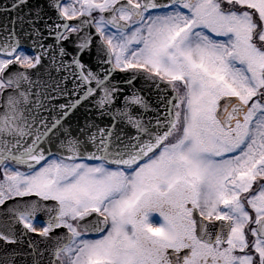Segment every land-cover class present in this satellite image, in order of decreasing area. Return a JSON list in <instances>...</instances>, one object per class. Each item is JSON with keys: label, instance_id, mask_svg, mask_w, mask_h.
Masks as SVG:
<instances>
[{"label": "snow or ice", "instance_id": "snow-or-ice-1", "mask_svg": "<svg viewBox=\"0 0 264 264\" xmlns=\"http://www.w3.org/2000/svg\"><path fill=\"white\" fill-rule=\"evenodd\" d=\"M0 15V264H264V0Z\"/></svg>", "mask_w": 264, "mask_h": 264}, {"label": "water", "instance_id": "water-1", "mask_svg": "<svg viewBox=\"0 0 264 264\" xmlns=\"http://www.w3.org/2000/svg\"><path fill=\"white\" fill-rule=\"evenodd\" d=\"M35 2V0H34ZM10 3V0H0V6H4V5H7ZM3 19L4 17L2 15H0V22H3ZM118 75H122V74H118ZM137 87L140 88V87H144V93L143 95L146 96V98L148 99L149 101V104L152 105V106H155L159 103L156 95L154 94V92H150L146 86H143L142 84H137ZM86 110L85 109H81V115L79 116V119L82 121L83 120V113L85 112ZM150 113L146 116V119H148L150 117ZM75 123V122H74ZM28 238L25 237L24 238V243H22L21 245L19 246H8L7 247V251L8 252H11L13 251V249L17 250V251H20V250H23L26 248V242H27ZM5 255V247L0 244V258H3ZM17 260L19 261L20 260V257H17Z\"/></svg>", "mask_w": 264, "mask_h": 264}]
</instances>
